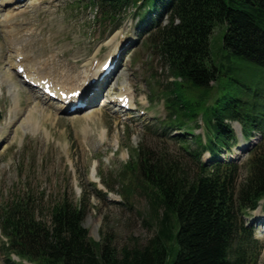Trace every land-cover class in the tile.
<instances>
[{
    "label": "trees",
    "instance_id": "16d2710c",
    "mask_svg": "<svg viewBox=\"0 0 264 264\" xmlns=\"http://www.w3.org/2000/svg\"><path fill=\"white\" fill-rule=\"evenodd\" d=\"M88 1L99 8L104 26L133 11L153 30L151 48L174 77L166 90L165 127L183 132L177 142L193 165L144 148L137 149L136 165L127 164L137 185L146 194L147 186L152 189V206L161 210L157 233L141 247L119 249L107 236L91 239L83 198L76 202L63 194L43 217L31 191L13 195L0 209L7 260L15 255L16 264H258L260 242L246 216L264 199V86L254 72L264 68V0ZM218 24H226L224 57L235 64L227 67L239 70L227 81L211 59L210 36ZM213 83L221 93L214 101L211 93L200 92ZM197 117L206 127L205 142L190 124ZM231 121L240 122L245 139L261 134L245 164L220 159L237 143ZM204 153L208 163L201 161Z\"/></svg>",
    "mask_w": 264,
    "mask_h": 264
},
{
    "label": "rangeland",
    "instance_id": "374dc122",
    "mask_svg": "<svg viewBox=\"0 0 264 264\" xmlns=\"http://www.w3.org/2000/svg\"><path fill=\"white\" fill-rule=\"evenodd\" d=\"M1 4L0 1L2 14L10 10L16 16L15 26L8 28L12 32L0 24V129H5L0 139V209L13 195L26 190L33 193L43 217L63 194L76 201L82 197L87 210L84 225L91 239L100 242L107 236L119 249L146 245L157 233L161 210L152 206V189L147 187L146 194L126 163L131 159L136 164L137 148L142 147L155 154L164 151L193 165L192 157L177 142L180 132L165 128L169 120L165 91L174 77L161 55L151 48L149 40L154 32L148 30L149 26H141L133 11L120 23L104 26L99 20L100 11L94 10L88 0H7L4 6ZM13 5L22 6L12 10ZM225 32L226 24L214 28L210 50L213 63L221 69V79L227 81L239 70L227 67L232 63L224 57ZM10 41L23 54H29L36 66L45 68L46 74L80 75L77 85L82 84L94 62L101 63L114 55L118 61L111 75L103 79V87L91 95L88 107L68 113L66 108L42 97L37 99L33 90L13 73L14 67L8 61ZM230 61L238 60L232 56ZM254 72L264 86V68L258 66ZM6 74L17 83L19 112L15 110L17 103L9 92ZM125 83L130 84L134 101L130 113L105 103L104 96ZM217 86L213 83L211 89L201 88L200 92L211 93L214 101L221 96ZM40 103L52 118L39 115L38 126L34 127L29 113L32 106ZM141 109L145 110L144 115H140ZM91 110L95 114L87 119L86 113ZM196 121L190 124L205 141L206 127L200 117ZM232 125L240 127L236 122ZM253 141L240 137L223 159L233 157L245 164L249 153L242 147L250 149ZM191 146L197 149L195 143ZM202 160L207 163L209 155L205 154ZM247 221L261 242L258 264H264V200ZM4 241L0 235V264H16V256L10 257L13 262L7 260Z\"/></svg>",
    "mask_w": 264,
    "mask_h": 264
},
{
    "label": "bare ground",
    "instance_id": "6f19581e",
    "mask_svg": "<svg viewBox=\"0 0 264 264\" xmlns=\"http://www.w3.org/2000/svg\"><path fill=\"white\" fill-rule=\"evenodd\" d=\"M6 1L7 0H1V2H2V4L3 5H5V3H6ZM14 16H16V14L13 12V11H7L6 12V14H5V16L0 20V24H4V26L5 27H7V23H11V25H12V21H13V19H14ZM8 28V27H7ZM5 30V29H4ZM22 37V36H21ZM11 40V39H10ZM17 41V40H16ZM10 50V55H9V65L11 66V68L13 69V67L15 68V67H17V65H18V63H17V61L15 60L16 59V57L18 56V50L19 49H12L11 50V48L9 49ZM45 63V62H44ZM102 65V64H101ZM26 66V65H25ZM44 67H46V66H44ZM32 68L35 70V71H31L30 69H25V71L28 73V74H30L31 75V77L33 78V79H35V80H38V79H41V74H39V73H41V71H44L45 72V68L43 69V67H41V68H39V66H38V68H39V70H37V68L36 67H34L33 65H32ZM99 70H101V69H99ZM86 72H88V70L86 71ZM47 73V72H46ZM45 73V74H46ZM4 74V73H3ZM15 74V73H14ZM16 75V74H15ZM49 75V74H48ZM72 75V74H71ZM5 76V78H7V80H8V83H7V86H8V88H9V92H11L12 93V95L14 96V98H15V101H16V103H17V106H16V108H15V110H16V112H19L20 110H21V105L20 104H18V100H19V93H18V89H17V83L12 79V77H11V75L10 74H6V75H4ZM52 78H57L56 80H58L57 82H55V85H60L63 89H66L68 92H72V91H74L75 89H77V86H76V84L78 83V80H80V75H76V76H74L73 77V75L72 76H63V77H60L59 75H57V74H52V76H51ZM60 78H62V80H61V82L59 81V79ZM126 85H127V83H125ZM129 84V83H128ZM128 86H130V84L128 85ZM33 90V89H32ZM33 92H34V95L37 97V99H38V97H40V95L38 94L39 92L37 91V90H33ZM123 93H126L125 92V90L124 89H121L120 90V93H119V95L120 94H123ZM115 94H110V98L109 99H107L106 101H105V103L107 102V101H112L113 99H115L116 97L114 96ZM63 108V107H62ZM87 108V107H86ZM47 108L44 106V105H42L41 103L40 104H35L34 106H32V108H31V110H30V116H31V119H34V121L35 122H33V123H31L34 127L35 126H38V122L36 121V119L38 120V116L40 115L41 117L42 116H51L50 114H48L47 113V110H46ZM65 109V108H64ZM118 109V108H117ZM63 110V109H62ZM15 112V113H16ZM52 113V112H51ZM20 114V113H19ZM94 114H95V110H91V112H88V113H86V115H88V116H86L87 117V119L88 118H90V117H92V116H94ZM77 116V115H76ZM55 117V116H54ZM73 117H75V116H73ZM51 118H52V116H51ZM16 119V118H15ZM30 119V120H31ZM40 119V118H39ZM24 120H27V118L26 119H24ZM43 120V119H42ZM22 124V123H21ZM24 124V123H23ZM31 125V126H32ZM8 126V125H7ZM15 127V126H14ZM8 128V127H7ZM9 130V129H8ZM5 133V129L4 128H1L0 129V139H1V137L3 136V134Z\"/></svg>",
    "mask_w": 264,
    "mask_h": 264
}]
</instances>
